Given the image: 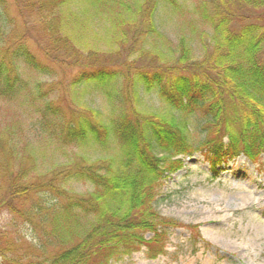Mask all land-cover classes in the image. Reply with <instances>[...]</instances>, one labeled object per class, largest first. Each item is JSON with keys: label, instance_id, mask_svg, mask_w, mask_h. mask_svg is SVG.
Masks as SVG:
<instances>
[{"label": "trees", "instance_id": "1", "mask_svg": "<svg viewBox=\"0 0 264 264\" xmlns=\"http://www.w3.org/2000/svg\"><path fill=\"white\" fill-rule=\"evenodd\" d=\"M102 1L109 7L115 44L103 49L73 31L72 22L63 24L69 0H21L23 8L26 2L36 10L43 33L38 37L0 31V95L11 98L23 88L20 64L48 73V65L28 48L27 40L33 39L47 61L61 64L67 57L81 67L63 84L72 97L92 86L109 98H121L127 108L105 117L97 109L76 111L69 106L66 117L60 101L49 99L45 112L54 116L52 124L57 125L52 127L61 128L65 144L93 142L104 147L114 140L122 156L116 163L111 158L84 162L78 157L46 180L36 173H32L36 178L25 176V165L19 167L22 172H12L0 135L1 166L8 177L1 180L5 199H0V207L17 214L39 235L38 242L47 245L44 253L37 243L26 241L32 254L11 258L5 256L10 242L0 240V264H110L142 246L151 258L165 252L168 230L182 224L162 216L154 202L162 180L182 167V160L175 157L197 147L173 120L134 108L131 101L138 88L155 89L183 114H200L204 138L199 149L212 177L217 166L240 154L253 162L264 158V0H199V18L210 28L200 57L193 55L183 37L173 52L144 46L147 36L158 35L154 25L158 2L175 10L178 0ZM36 91L45 97L49 87L38 86ZM49 121L45 116L44 122ZM78 181L91 183L92 191L80 195L67 189Z\"/></svg>", "mask_w": 264, "mask_h": 264}, {"label": "rangeland", "instance_id": "2", "mask_svg": "<svg viewBox=\"0 0 264 264\" xmlns=\"http://www.w3.org/2000/svg\"><path fill=\"white\" fill-rule=\"evenodd\" d=\"M178 3L179 6L174 10L172 6H166L165 2H158L154 14L158 35L147 36L143 41L144 46L173 52L174 45L183 37L193 55L200 57L204 51L203 41L208 38L210 28L199 18V0H178ZM25 5L26 8H23L21 0H3L0 3V31L5 34L13 31L17 35L32 37L43 34L37 27L36 10L30 9L26 2ZM64 7L67 8V15H62L63 24L72 22L73 31L96 44L99 49L111 43L115 45L111 40L109 7L102 0H69ZM141 42L140 39L138 43ZM41 43L45 44L46 41L42 38ZM27 45L48 65V73H39L20 64L23 88L11 98L0 95V135L11 156L10 170L19 173L23 171L19 167L25 165V176L36 178L39 175L38 179L44 177L41 180H46L52 171L78 157L84 162L111 158L116 163L122 156L117 142L111 140L104 147L93 142L77 147L74 144L67 145L62 138L61 128L52 127L57 124H52L54 116L46 113L45 108L46 102L52 99L60 101L66 117L69 106L76 111H82L84 107L97 109L109 117L123 108L127 110L120 102L124 101L121 98H109L102 90L92 86L81 88L72 97L63 84L72 80L81 67L67 57L61 64L47 61L33 39L27 40ZM95 61L99 62L98 59ZM38 86L43 89L49 87L47 96L40 97L36 91ZM63 97L65 101H62ZM131 103L143 113L173 120L183 129L190 145L197 149L189 155L175 157L182 160V167L166 175L154 202L162 216L182 224L168 230L165 252L151 258L143 246L130 255L111 260L110 264H264V158L253 162L240 154L217 166V174L212 177L209 164L199 149L204 132L200 127L198 112L183 114L166 103L155 89L144 91L138 88ZM45 116L50 120L49 124L44 122ZM54 134H58L60 139ZM2 162L0 151V199L4 200L1 180H7L8 177L6 168L1 166ZM31 162L34 164L29 173ZM67 189L87 195L93 186L89 182L78 181L70 183ZM189 226H196V229L192 230ZM38 236L31 227L22 223L17 214L6 213L0 207V240L7 239L10 242L5 256H30L33 249L25 244L26 241L37 243L38 249L46 253L47 245L43 241L38 242Z\"/></svg>", "mask_w": 264, "mask_h": 264}]
</instances>
